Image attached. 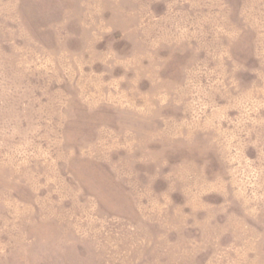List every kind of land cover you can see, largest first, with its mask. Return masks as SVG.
<instances>
[{"label":"rangeland","instance_id":"374dc122","mask_svg":"<svg viewBox=\"0 0 264 264\" xmlns=\"http://www.w3.org/2000/svg\"><path fill=\"white\" fill-rule=\"evenodd\" d=\"M0 264H264V0H0Z\"/></svg>","mask_w":264,"mask_h":264}]
</instances>
